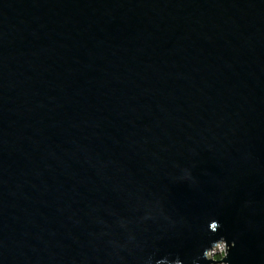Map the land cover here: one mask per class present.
<instances>
[{"label":"water","instance_id":"95a60500","mask_svg":"<svg viewBox=\"0 0 264 264\" xmlns=\"http://www.w3.org/2000/svg\"><path fill=\"white\" fill-rule=\"evenodd\" d=\"M209 222L264 264V0H0V264H190Z\"/></svg>","mask_w":264,"mask_h":264},{"label":"clouds","instance_id":"9594fccd","mask_svg":"<svg viewBox=\"0 0 264 264\" xmlns=\"http://www.w3.org/2000/svg\"><path fill=\"white\" fill-rule=\"evenodd\" d=\"M189 176H191V172H189ZM153 218L150 211L145 216L146 220ZM98 223L103 224V221H98ZM119 227L125 231L128 230V225L123 221L120 222ZM220 228L222 226L209 222L205 228L207 243L191 258L190 264H229L230 254L236 248V243L235 241L230 242L225 236H220V230H218ZM213 237L218 238L213 239ZM108 245L111 247L113 255L122 261L125 260L122 253H127L130 256H136L137 253H140L139 264H185V261L179 256L172 254L164 255L161 258L158 250L145 255L144 246L137 243V238L133 234H129L125 241L109 240ZM222 248L223 251H221Z\"/></svg>","mask_w":264,"mask_h":264},{"label":"rangeland","instance_id":"374dc122","mask_svg":"<svg viewBox=\"0 0 264 264\" xmlns=\"http://www.w3.org/2000/svg\"><path fill=\"white\" fill-rule=\"evenodd\" d=\"M221 251H223V248L221 249Z\"/></svg>","mask_w":264,"mask_h":264}]
</instances>
